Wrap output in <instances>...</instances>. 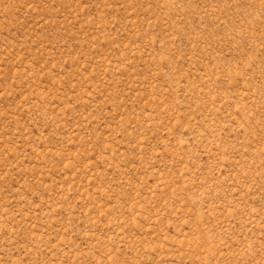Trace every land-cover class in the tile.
<instances>
[{"label":"rangeland","instance_id":"374dc122","mask_svg":"<svg viewBox=\"0 0 264 264\" xmlns=\"http://www.w3.org/2000/svg\"><path fill=\"white\" fill-rule=\"evenodd\" d=\"M0 264H264V0H0Z\"/></svg>","mask_w":264,"mask_h":264}]
</instances>
